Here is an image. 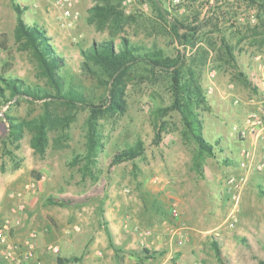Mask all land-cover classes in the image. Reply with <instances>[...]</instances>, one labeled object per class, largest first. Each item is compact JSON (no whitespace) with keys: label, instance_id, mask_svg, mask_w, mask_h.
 <instances>
[{"label":"rangeland","instance_id":"obj_1","mask_svg":"<svg viewBox=\"0 0 264 264\" xmlns=\"http://www.w3.org/2000/svg\"><path fill=\"white\" fill-rule=\"evenodd\" d=\"M80 1L76 0V10L81 8ZM115 1L120 3V9L128 17L121 36L146 50H160L164 56L170 58L181 57L183 77L188 78L194 74L204 94L208 75L213 71L220 74L225 84L238 83L236 74L241 64L238 58L240 52L249 53V56L254 52L256 55L264 54V47L256 48L251 44L252 29L257 22L256 7L247 0ZM87 2L91 6L94 4L93 0ZM15 5L24 7V23L43 30L56 54L64 60L59 72L65 80L66 88L72 87L88 102L101 105L107 97V78L96 66H92L93 72L82 69L80 50L87 49L93 42L109 40L108 32L96 31L93 25L88 24L87 17L81 18L80 15L74 26L69 30H62L58 19L59 10L48 0H0V74L19 78L32 87L44 88L45 85L44 81L37 77L36 64L31 53L20 48L15 40ZM177 24L187 26V29H177ZM192 27H198L196 33L189 30ZM118 42L116 37L115 43ZM226 45L236 54L237 62L234 67L226 57ZM259 63L261 67L264 66L262 59ZM171 84V75L167 70L152 68L144 62L134 64L130 68L122 85L125 101L123 113L108 112L104 109L96 118L99 146L93 158V165L90 166L91 172L81 170L87 151V107L77 105L71 108L59 102H47L45 105L43 101L11 99L8 106H3L0 111V211L5 212L0 218V223L6 218L13 219L14 231L20 225L31 198L35 200V210L49 205L46 201L48 196L69 200V204L57 206L56 210L73 214L78 210L82 211L81 204L84 202L90 210L98 206L99 198L139 196L141 170L145 165L155 163L157 155L160 156L161 142L165 147H169L172 142L174 145V142L180 143L182 139L180 115L173 111L161 121L165 124L161 133L164 141L161 139L159 144L153 141V112L171 104ZM232 90L235 92L236 88ZM250 90L253 91L252 88ZM209 97L206 104L212 101ZM205 106L199 109L200 118L207 113ZM46 114L49 116V122L58 118L66 125H60V121L61 123L54 127L55 122L54 125H49L48 122L47 145L42 155L35 153L31 147L33 128H25L21 139L10 141L8 118L17 122H28L33 126ZM139 141L143 143V156L109 166L116 152L134 147ZM182 142L180 144L185 154H191L195 150L192 142ZM242 170L248 172V168ZM190 171L192 173L184 171L186 185L176 188L181 192L175 194L180 206L183 203L176 223H187L190 232H194L195 242H199L200 246H204L203 237L195 230H210L207 236L218 246L222 241L214 234L226 227L233 238L229 241L230 251L221 252V259L225 264H246L247 260L253 264H264V195L260 193L264 194V167L261 170L250 169L249 177L245 182L242 180L244 188L240 194L236 221L232 226L225 222L232 205L229 203V209L224 208L225 203L222 208H215L213 196L209 194L208 177L202 179L192 168ZM240 173L231 170L230 175L238 177L237 179L244 178L245 175ZM245 187L249 196L243 204ZM187 188L192 194L185 196ZM17 194L22 195L25 209L16 215L12 214L11 210L18 203ZM230 195L229 192V200ZM214 210H217V216H212ZM143 244L148 243L143 241ZM196 256L200 257L198 259L201 263L204 260L208 264L211 262L205 247L198 248ZM212 257L216 260L213 262L219 263L216 251L215 257ZM4 263L0 260V264Z\"/></svg>","mask_w":264,"mask_h":264},{"label":"crops","instance_id":"obj_2","mask_svg":"<svg viewBox=\"0 0 264 264\" xmlns=\"http://www.w3.org/2000/svg\"><path fill=\"white\" fill-rule=\"evenodd\" d=\"M80 2L81 8L75 10L81 18H85L91 4H88L87 0ZM249 55L244 52L238 55L241 64L236 74L238 83L234 85L225 84L216 71L208 75L205 95L206 99L210 96L212 101L206 104L207 113L201 120L202 134L212 147V155L203 159L200 174L193 168L195 150L191 154H185L180 139V143L174 142L173 145L172 142L169 147H165L161 142L160 156L157 155L154 164L145 165L141 170L139 196L99 198L98 206L90 210L84 202L81 204L82 211L78 210L73 214L56 210L55 205H46L35 210L34 198L29 199L27 211L22 215L21 223L12 235L13 240L25 245L30 232L36 231L34 258L29 264H36L37 260L41 264H56L58 255L68 260L77 257L78 261H70L69 264H118V256L122 264H208L205 260L201 263L198 259L200 257L196 256L200 247L207 250L210 264H225L222 259H219V263L213 262L215 259L213 260L212 256L215 257L217 249L220 256H223L222 251H230L229 241L233 238L232 233L226 227L215 233L214 235L222 241L221 245L218 243V247L207 236L210 230L192 229L203 237L204 246H200L199 242H195L194 232H190L189 225L176 223L178 219L171 216V204L175 200L179 201L175 194L180 192V189L176 188L186 185L184 171L192 173V168L202 179L208 177L209 194L213 196L215 208L225 203L224 208L229 209V203H232L229 200L230 187L227 178L231 176V170L244 174V178L239 179L245 182L250 175V169L264 162L260 142L249 136L240 138L238 133L244 127L246 117L252 109L260 107L264 115V66H260V59L255 52ZM233 56L237 62L236 54L233 53ZM234 87L235 92L232 90ZM245 155L247 173L239 167ZM247 187L243 193V204L249 196L246 193ZM184 194L186 196L192 193L187 188ZM182 209L183 203L180 206L179 202V213ZM4 213L0 211V218ZM217 215V210H214L212 216ZM177 230H181L179 238L183 239L182 245L177 244V237L173 235ZM143 241L148 244L144 245ZM49 246H57L59 252L53 253L48 249ZM144 249L157 254L147 257ZM231 257L234 259L233 254ZM245 262L253 264L248 260Z\"/></svg>","mask_w":264,"mask_h":264},{"label":"trees","instance_id":"obj_3","mask_svg":"<svg viewBox=\"0 0 264 264\" xmlns=\"http://www.w3.org/2000/svg\"><path fill=\"white\" fill-rule=\"evenodd\" d=\"M256 7V24L252 29L251 44L256 48L264 47V0H247ZM94 4L88 9L87 22L93 25L96 31H107L109 40L93 42L87 49L80 50L83 59L82 69L93 72L92 66H96L100 73L107 78L109 87L107 97L101 105L92 104L86 98L73 89L66 88L65 80L60 74V69L64 65V60L59 57L49 43V38L45 32L37 26H28L23 21L24 7L15 5L16 26L14 29L15 40L20 48L29 51L35 61L37 77L44 81V88L40 86H30L21 79L0 74V111L3 106H8L11 99L25 98L29 101L59 102L68 107L75 108L82 105L89 109L87 119V151L85 162L81 167L82 171L91 172L90 166L93 165V158L99 146L97 141L96 118L105 111L123 113L125 101L123 99V79L127 76L130 68L137 63L144 62L152 68L167 70L171 75L172 102L169 106L158 108L153 112L155 133L153 141L155 144L161 142V133L164 129L163 117L170 112L176 111L180 115L182 131L181 138L184 142H192L196 149L193 153V168L200 174L201 163L206 156L212 155V147L203 137L202 120L199 117V109L206 105V96L203 93L199 81L191 74L188 78L183 77L181 72V57L170 58L164 56L160 50H146L145 48L133 44L127 37L121 36L125 31L128 17L120 9V3L115 0H93ZM177 29H187L182 24L176 25ZM198 27L189 28L192 33L197 32ZM118 37V44L115 38ZM226 48L228 62L236 66L233 52L229 46ZM206 107V106H205ZM62 121V123L60 122ZM49 116L44 115L33 126L28 122H17L13 118H8V138L10 141H18L23 135L25 128L34 129L31 140V147L35 153L42 155L47 145V129ZM55 122V125H54ZM61 123V124H60ZM66 125L63 120L56 119L50 121L49 125ZM52 128V127H51ZM143 156V143L137 142L134 147L116 152L109 163V166L119 165L124 162L133 161ZM263 196V192H260ZM71 201L65 199L47 198L49 205L65 206ZM111 244V239L108 234ZM147 257L155 256L156 252L143 250ZM117 253V251H116ZM218 259H221L217 249ZM70 261H78L77 257L68 260L61 256L56 257V264H69ZM118 264H122L118 256ZM261 264V263H260Z\"/></svg>","mask_w":264,"mask_h":264},{"label":"built area","instance_id":"obj_4","mask_svg":"<svg viewBox=\"0 0 264 264\" xmlns=\"http://www.w3.org/2000/svg\"><path fill=\"white\" fill-rule=\"evenodd\" d=\"M53 7L59 10V25L62 30H69L79 20V13L75 10L76 0H48ZM258 59H262L264 63V54L257 56ZM239 137L245 138L247 136L259 141L263 153H264V115L263 110L260 107L252 109L246 117L244 127L239 130ZM244 160L239 163L241 169H247V155ZM264 167V162L256 166L257 170H261ZM230 187V200L232 203V209L228 215L227 223L232 225L236 221V213L239 207L240 194L242 189V180L237 179L235 176H230L227 180ZM33 187V185H31ZM18 203L12 208V214H19L24 211L25 203L21 194H17ZM171 216L173 218L179 217V201L175 200L171 204ZM183 234V233H182ZM13 235V219L6 218L0 223V260L6 264H29L34 258L35 253V240L37 238L36 231H31L29 234V240L25 245L16 243L12 239ZM177 237V244L182 245L183 239L181 236V230H177L173 233ZM48 249L53 253H58L57 246H49ZM36 264H41L37 260Z\"/></svg>","mask_w":264,"mask_h":264}]
</instances>
